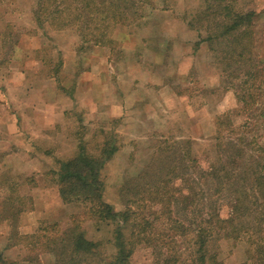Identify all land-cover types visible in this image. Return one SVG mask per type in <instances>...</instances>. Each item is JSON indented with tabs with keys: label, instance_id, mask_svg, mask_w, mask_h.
Returning <instances> with one entry per match:
<instances>
[{
	"label": "rangeland",
	"instance_id": "1",
	"mask_svg": "<svg viewBox=\"0 0 264 264\" xmlns=\"http://www.w3.org/2000/svg\"><path fill=\"white\" fill-rule=\"evenodd\" d=\"M38 1L0 0V41L3 43L0 47V90L3 87L5 93L4 98L0 97V109L20 114L19 125L32 137L42 135L36 133V130L32 133L28 131L32 129L29 127L32 118L37 120L38 117L36 113L29 115L32 111L46 109L51 103L55 105L53 110L56 121L59 118L56 112L65 110L64 121L54 126V132L50 134L52 140L47 141L53 144L50 150L54 154L46 181L47 185L54 188L50 189L51 200L47 201L54 203L42 204L43 196L37 195L38 206L47 210L52 207L53 210L47 217L44 213L32 212L31 208L36 209L34 201L30 202L24 197L28 194L26 173H18V170L26 166L23 157H20L18 169L1 164L6 154L13 151L8 140L18 136L21 140L20 148L25 150L29 141V136L25 134L5 132L4 137L0 138V209H4L0 211V220L7 223L0 227V235L3 237L10 234L14 220L20 235L40 234L44 229L52 231L67 228L71 214L82 208L77 204H65L61 200L54 174L60 165L59 156L69 155L68 143L75 140L76 144L81 139L85 140L92 153H98L106 140H110L118 146V150L103 170L106 200L118 211L126 209L129 203L133 209L132 221L154 220L155 212L164 210L166 214L163 219L171 215L185 224L188 229L186 235L175 237L176 241L171 244L172 252L169 254L178 255V264H197L193 223H200L201 212L207 211L206 206L211 202L212 192L209 187L223 188L213 198L220 204V214L224 218L231 211V188L214 181L209 183L206 179L198 181L199 175L194 172L197 166L209 169L218 162L216 137L219 116L230 114L236 130L247 120V116L239 111L235 90L227 87L221 66L213 57L208 44L200 45L199 48L195 46L200 34L190 27L188 21L194 18L204 0H154L153 6L142 9L143 18L115 30L113 37L117 44L114 48L98 45L102 47L101 51L104 49L101 54H98V49L94 52L95 44H84L82 40L79 43L80 32L76 25L61 28L45 23L40 26L33 15ZM233 1L239 10L255 12V54L258 59L264 60V0ZM156 28H162L163 31L151 37L152 30ZM187 28H191L193 33H185L184 29ZM141 30L144 32L138 38L150 48L137 51L133 46L137 44V38L130 39V35ZM201 32L206 35L205 30ZM178 33L180 38L172 39V35L177 36ZM24 38H28L25 42L29 41V49L20 46V43L24 44ZM76 46L81 51L79 58L75 57ZM81 46H84L83 49ZM30 50L35 55V65L25 57ZM64 56L79 65L85 79H91L94 72H101V78L98 75L93 90L90 87L80 92L82 79L79 74L70 73L72 68L71 71L65 70ZM132 66L142 67L146 73L145 78L131 75L130 72L134 70ZM51 77L53 83L48 81ZM138 79L157 86L160 92L158 104L153 102L151 95L145 93V112L148 113L142 111L143 122L141 125L133 123L132 126L130 121L127 122L130 119L125 118L129 116L120 117L119 114L125 109L126 91ZM164 87L166 89L162 90ZM67 90V93H73L70 98L72 101L66 98ZM13 120L6 118V125L0 122V126L15 129L17 125ZM259 132L254 130L250 136ZM224 134L225 139L229 135L234 138L239 136L236 131L229 132L228 129H225ZM193 159L197 160V166ZM39 174L41 172L33 175L36 182ZM125 182L126 190L123 191ZM13 190L18 191L19 196ZM159 192H163L160 193L162 201ZM189 193L192 196L199 193L196 196L197 206L193 204L184 208L180 198L182 194ZM203 194L207 195L203 197ZM2 195L5 198L3 201ZM8 197L18 200L15 208L8 202ZM262 208L264 206L259 207L258 212L264 211ZM18 209H22L19 214ZM54 222L56 226H53ZM114 227L113 222H84L88 238L100 241L101 250L107 256L116 251L112 242ZM232 232L227 237L222 236L211 242L210 253L216 254L220 264H259L252 257L255 246L248 235L242 233L237 236L236 230ZM156 235L153 234L158 242ZM7 244L6 239L0 240V254L7 264H55L53 254L36 252L23 245L10 249ZM165 255L166 251L162 250L158 257L154 248L139 242L131 257V264L162 263ZM27 259L31 262H26Z\"/></svg>",
	"mask_w": 264,
	"mask_h": 264
},
{
	"label": "trees",
	"instance_id": "2",
	"mask_svg": "<svg viewBox=\"0 0 264 264\" xmlns=\"http://www.w3.org/2000/svg\"><path fill=\"white\" fill-rule=\"evenodd\" d=\"M153 5L154 0H39L33 14L40 26L45 23L61 28L76 25L84 44L114 48L117 44L113 37L115 30L143 18L142 9ZM188 23L200 34L196 48L203 42L208 44L221 66L227 87L235 90L239 111L247 116L246 122L238 130L232 124L230 114L218 117V162L209 169H203L193 159L198 167L194 172L199 175L198 181L206 179L209 183L214 181L231 188V211L224 218L220 214V204L213 198L223 188L209 187L212 193L207 211L201 212L200 223H193L197 264H220L216 254L210 253V244L216 238L231 235L235 230L237 236L242 233L248 235L255 246L252 257L259 264H264V211L260 209L258 212L259 207L264 206V60L258 59L255 54V12L239 10L233 0H204L203 6ZM202 30H205V36ZM225 129L236 131L239 136L234 138L229 135L225 139ZM254 130L261 132L250 136ZM109 141L106 140L98 153H92L82 139L78 153L61 161L59 169L54 170L62 202L77 204L82 208L80 213L71 215L68 227L20 235L14 220L8 246L23 245L36 252L53 254L55 264H131L135 247L139 242H145L154 248L158 257L162 250L166 251L163 264L180 262L178 255L169 253L172 252L171 244L175 243V237L186 235L188 229L185 224L171 215L163 219L166 214L164 210L155 212L154 220L132 221L133 209L129 203L126 209L118 211L105 199L103 170L118 150V146ZM126 185L127 182L123 191ZM160 193L163 194L159 192L158 195ZM197 195L199 193L194 196L191 193L182 194L180 199L184 208L193 204L197 206ZM8 202L15 208L13 197H8ZM17 212L21 213L22 209ZM86 220L114 223V254L105 255L100 247L101 242L88 238L84 229ZM238 223L241 225L238 226ZM53 226H56V222ZM153 234H157L158 242ZM0 259L7 264L1 254Z\"/></svg>",
	"mask_w": 264,
	"mask_h": 264
},
{
	"label": "crops",
	"instance_id": "3",
	"mask_svg": "<svg viewBox=\"0 0 264 264\" xmlns=\"http://www.w3.org/2000/svg\"><path fill=\"white\" fill-rule=\"evenodd\" d=\"M35 21H36V19H35ZM161 31H163L162 28H156L155 30H152V34H151L152 36L151 37H156L159 33H161ZM143 32H144V30H141L139 32L133 33L132 36L130 35V37H131L130 39L137 38V41H138L137 44L133 45L134 49H137V51H142L143 48L145 50L150 48V46H147L148 44L145 45L143 43L144 41L143 40L140 41V39L138 38V37H140V34ZM184 32L189 34V33H193V30H191V28L190 29L187 28V29H184ZM174 37H177V39H179L180 34L178 33L177 36H176V34H174V36L172 35V39H174ZM27 39L28 38H24L22 40V42H24V44L20 43V46H22L23 49H25V48L29 49L30 48L29 41L25 42ZM79 39H80L79 40V43H80V41L82 40V37L80 36ZM25 43H29V45L27 46V45H25ZM205 43L206 42H203L201 45H203ZM2 44L3 43L0 41V47ZM95 46H94L95 47L94 52H96L95 50L98 49L97 50L98 54H101L104 49L101 51L102 47L99 48L98 45H95ZM152 50H155V49L152 48ZM80 52L81 51L76 46V56H75L76 58H79ZM28 53H26L25 57L28 58V62L34 63V65H35V62H34V56L35 55H32L31 50ZM27 55H28V57H27ZM64 58H65V63L63 64V66H64L65 70L71 71V68H72L73 71H71L70 73L71 74L74 73L75 75L79 74L80 78L82 79L81 86H80V92H81V90L84 92V89L89 90L90 87L93 90V86L97 85V82H95V81H97L98 75H99V79L101 78V72L100 71L98 73L94 72L95 75H93L91 79H85L84 78V72L82 70L80 71L79 65L73 61H70L65 56H64ZM134 62L136 63V62H138V60H134ZM132 67H133L132 69H134V70H132L130 72L131 75H134V77H136V78L138 76H141V78H145L144 76L146 75V73L143 71L142 67H140V66H137V68H135V66H132ZM18 74H19V77H21V74L19 72H18ZM92 74H93V72H92ZM140 79H138V82H136L137 80H134L132 83V87L131 88L129 87V89L126 91L127 93H126V96L124 97L126 102L124 103V106H123L125 109H123L124 111H122L119 114L120 117H122L123 115L129 116V118L128 117H125V118L130 119V120H127V122L130 121V124L132 126H133V123L137 122L136 125H139L140 123L143 122L141 120V118H143V112L142 111L145 112V109H147V105L145 104L146 99L144 98V95H146L145 93H148L149 95H151L153 102H155V104H158L157 98H158V92H160V89H158V87L155 85H153V86L149 85L146 80H145V82H142V80H140ZM151 79H152V77H151ZM151 79H150V81H151ZM48 81L53 83V77L49 78ZM164 89H166V87L162 88V90H164ZM65 92H66V98H68L70 101H72L70 98H72L73 93L72 94H70V92L67 93L68 90ZM4 96H5V93H4V90L2 87L0 90V97L4 98ZM88 98H90V97H88ZM53 106H55V105L50 103V104H48L46 109H43V110L36 109L29 114L31 116L34 115V113H36L35 116L38 115L37 120L32 118V122L29 124V127L32 129L31 130L28 129V131H31L30 133H32L33 130H36L35 131L36 133L42 134L39 136L37 135L36 137L29 136L26 132L27 130H25V128L22 129V127L19 125L20 114L14 113L13 111L10 112V111H5V110L0 109V122L1 123L6 125L5 119L7 118L10 120L14 119L13 122L15 121L16 125H17L16 128L15 129L13 128L12 130L6 128L5 126H0L1 127L0 128V134H2L0 138L4 137L3 134H5V132H11V131L16 132V133H20V134L22 133V134H25L26 136H29V141L27 142L28 144L26 143V147H25L26 150L20 148L21 140L18 136L16 137V135H15L14 137L11 138V140H8V141H10L9 142L10 148L13 151L6 154V156L3 158L1 164L6 166V167H12V168L18 169L17 166L19 164L18 162L20 160V157L21 158L23 157L25 159L26 166H24V168L22 170H18V173H22V172L26 173L25 174L26 175L25 180H26V182H28V194L24 195V197L29 199L30 202L34 201V205L36 206V209L31 208L32 212L36 211L39 213H44L46 215V217L50 214V212H52L53 208L49 207L47 210L46 208L42 209L41 205L38 206L37 195L43 196L42 197L43 200L41 201L42 204H45V203L53 204L54 203L53 201H50L51 200L50 199V189H53L54 187L47 185V182H46L47 178H48L47 176L49 173L48 171L52 168V166H51V168L49 166L52 165L51 158L54 156V154L52 153V150H50V148L53 147V144H51L50 142H47V141L52 140V137L50 136V134L54 132V126L57 125V123L64 121V117H65V110H63L61 112H56V115L59 118H58V120L54 121L55 112L53 110ZM121 108H122V105H121ZM145 113H148V112H145ZM25 116H27V115L25 114ZM60 117H61V119H60ZM69 138H71V137L69 136ZM70 141H71V139L68 140V142H70ZM80 141H79V143H80ZM6 142L7 141L5 140V143ZM76 143H77L76 140L72 143H68L70 146H72V147L69 146L71 153L69 155H66V157L59 156L61 159L59 161V163H61V161L70 159L71 157H74L78 153L79 143L78 144H76ZM33 154H34V156H33ZM59 167H60V165H59ZM58 169L59 168H57L56 170H58ZM38 172H41V174L37 175V181L38 182H36V180H34L33 175L37 174ZM56 178H57V176H56ZM56 186L58 187V185H56ZM13 191H14V193H16L19 196L18 191H16V192H15V190H13ZM58 191H59V187H58ZM105 192H106V189H105ZM4 199L5 198L2 195L1 201H3ZM48 199H50V200L47 201ZM35 200H36V202H35ZM15 203H19L17 199L15 200ZM3 210L4 209H0L1 212ZM80 212H81V210L77 211L75 213H80ZM6 223H7V221L2 223V221L0 220V227L6 225ZM1 239H6L7 243H9L10 234H8V235L5 234L3 237L0 235V240ZM17 246H19V245L10 246V249L18 248ZM3 259H5V258L3 257ZM29 259H27L28 261H26V262H31V260H29ZM33 261L35 262V259H33ZM0 264H4L1 261V259H0Z\"/></svg>",
	"mask_w": 264,
	"mask_h": 264
}]
</instances>
